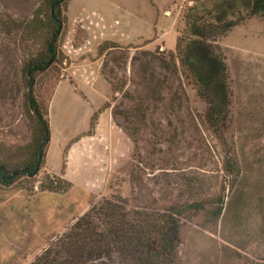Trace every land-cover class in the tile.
I'll return each mask as SVG.
<instances>
[{
    "label": "rangeland",
    "instance_id": "1",
    "mask_svg": "<svg viewBox=\"0 0 264 264\" xmlns=\"http://www.w3.org/2000/svg\"><path fill=\"white\" fill-rule=\"evenodd\" d=\"M191 1L66 0L57 60L33 88L50 129L44 163L0 184V264L32 262L110 187L141 213L221 199L214 221L180 216L173 264H264V21L247 18L214 42L230 94L220 136L171 64ZM43 2L0 0V158L14 160L32 138L22 67L42 48L44 30L29 25L44 20ZM46 173L70 184L42 190Z\"/></svg>",
    "mask_w": 264,
    "mask_h": 264
},
{
    "label": "trees",
    "instance_id": "2",
    "mask_svg": "<svg viewBox=\"0 0 264 264\" xmlns=\"http://www.w3.org/2000/svg\"><path fill=\"white\" fill-rule=\"evenodd\" d=\"M232 1L213 0L209 8H203L197 0L191 1L183 14L186 33L176 38V52L170 53L173 69H178L194 83V92L205 104V119L220 136L227 122L230 94L226 64L214 42L216 37L247 18L264 21V0H239V6ZM65 2L44 0L37 10V15L42 14L44 20H32L29 25L33 32L44 30H41L44 32L42 48L22 67L33 132L31 141L18 157L14 160L0 158L3 186H10L21 178L35 177L44 163L50 129L33 88L35 75L57 60ZM228 14L234 17L227 18ZM231 168L227 162V171ZM69 184L63 178L46 173L39 187L62 192ZM110 189L108 196L96 202L91 200L88 209L29 264H173L180 238V216L196 210L204 212L208 221H214L223 208L221 199L212 198L171 204L162 212L141 213L130 209L127 198L118 190Z\"/></svg>",
    "mask_w": 264,
    "mask_h": 264
},
{
    "label": "crops",
    "instance_id": "3",
    "mask_svg": "<svg viewBox=\"0 0 264 264\" xmlns=\"http://www.w3.org/2000/svg\"><path fill=\"white\" fill-rule=\"evenodd\" d=\"M97 125H98V123H97ZM94 133V132H93Z\"/></svg>",
    "mask_w": 264,
    "mask_h": 264
}]
</instances>
